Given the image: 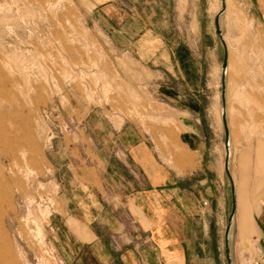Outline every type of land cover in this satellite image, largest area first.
<instances>
[{
	"label": "rangeland",
	"instance_id": "374dc122",
	"mask_svg": "<svg viewBox=\"0 0 264 264\" xmlns=\"http://www.w3.org/2000/svg\"><path fill=\"white\" fill-rule=\"evenodd\" d=\"M115 1L138 21L114 29L95 0H0L1 220L15 264H65L52 217L64 211L67 187L106 178L100 149L127 137L149 141L169 164L183 154V120H194L176 108V95L204 105L203 130L224 169L225 48L215 23L221 0ZM226 3L221 27L238 201L231 250L235 264H254L258 249L241 229L264 197V0ZM179 49L202 64L195 95L180 61L169 58ZM224 174L228 219L233 203Z\"/></svg>",
	"mask_w": 264,
	"mask_h": 264
},
{
	"label": "crops",
	"instance_id": "0c3cea01",
	"mask_svg": "<svg viewBox=\"0 0 264 264\" xmlns=\"http://www.w3.org/2000/svg\"><path fill=\"white\" fill-rule=\"evenodd\" d=\"M95 1L98 16L114 29L138 21L133 9L115 0ZM169 58L180 61L191 95L199 92V57L179 49ZM176 97V108L194 123L183 120L184 151L175 162H166L149 141L124 137L118 147L99 151L105 179L66 188L67 205L52 217L53 241L65 264H229L225 130L222 169L203 130L204 105L189 94ZM251 215L241 230L258 249L254 264H264V197Z\"/></svg>",
	"mask_w": 264,
	"mask_h": 264
},
{
	"label": "water",
	"instance_id": "95a60500",
	"mask_svg": "<svg viewBox=\"0 0 264 264\" xmlns=\"http://www.w3.org/2000/svg\"><path fill=\"white\" fill-rule=\"evenodd\" d=\"M226 10V3L225 0H222V9L221 11L217 14L215 23H216V32L225 48V55H224V60L222 63V120H223V125H224V130H225V148H226V157H225V169L226 173L228 176V179L231 184L232 188V195H233V204H232V209L229 215V220H228V225L226 229V235H225V243H226V254H227V259L229 264H233V256H232V250H231V232L233 229L234 225V219L236 216V211H237V197H236V188H235V183L233 179V175L231 173V168H230V162H231V131L229 127V120H228V112H227V84H226V74H227V68L229 65V53L227 50V43L225 41V37L223 34V30L221 27V16Z\"/></svg>",
	"mask_w": 264,
	"mask_h": 264
},
{
	"label": "bare ground",
	"instance_id": "6f19581e",
	"mask_svg": "<svg viewBox=\"0 0 264 264\" xmlns=\"http://www.w3.org/2000/svg\"><path fill=\"white\" fill-rule=\"evenodd\" d=\"M221 3H222V0H221ZM225 3H226V0H225ZM221 9H222V7H221ZM221 9H220V11H221ZM226 9H227V3H226ZM228 69H229V65H228L227 74H226V84H227ZM221 99H222V96H221ZM222 111H223V107H221V119H222ZM227 112H228V109H227ZM228 120H229V117H228ZM222 123H223V120H222ZM229 127H230V124H229ZM0 139H2V138L0 137ZM230 143H231V141H230ZM0 150H2V149H0ZM230 150H231V159H232V151H233L232 143H231ZM230 168H231V162H230ZM231 173H232V169H231ZM234 183H235V181H234ZM235 188H236V186H235ZM236 197H237V191H236ZM5 201H6V195L4 192H2L0 190V264H15L14 254H13V251L10 247V244L8 243V241L5 237L4 230H3V224H2V220H1L3 217L2 205ZM237 207H238V201H237ZM236 214H237V211H236ZM234 222H235V219H234Z\"/></svg>",
	"mask_w": 264,
	"mask_h": 264
}]
</instances>
